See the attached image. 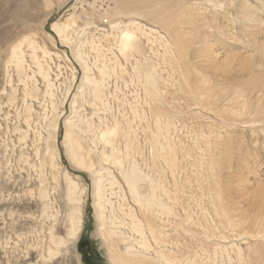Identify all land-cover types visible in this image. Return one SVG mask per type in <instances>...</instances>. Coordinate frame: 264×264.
Here are the masks:
<instances>
[{
  "label": "rangeland",
  "instance_id": "rangeland-1",
  "mask_svg": "<svg viewBox=\"0 0 264 264\" xmlns=\"http://www.w3.org/2000/svg\"><path fill=\"white\" fill-rule=\"evenodd\" d=\"M83 1L85 8V2L92 0ZM258 1L248 0L254 7L259 4ZM73 2L74 0H0V180L20 178L18 187L22 191L27 184L37 181L38 176L42 175L57 219L65 215V208L60 203L59 190H56L58 188H53L60 173L55 174L54 178L51 164H56L59 172L67 171L79 187L84 189L80 202L83 224L74 242L75 255L69 252L62 264H74L75 256L77 264H114L107 245L97 230L91 206L90 169L103 167L104 172H109L105 173L104 183L113 204L112 207L107 205L105 211L107 224L116 226L122 222L118 229L139 239V233L130 226L132 219L131 216H126L129 212L127 209L134 210L142 224H146V219L129 195L123 197L117 182L111 189L108 184L109 179H113L123 185L120 170L131 169L133 163L155 183L163 186L167 194H161V198L172 211L170 215L157 213V217H153L159 227L157 241L150 237L151 234L144 225L146 249L136 245L148 256L144 264H264V233H258L260 229H264V224L260 218L256 219V215L264 213V119L254 124L235 122L226 131L228 133L222 131L221 136L209 138L213 142L221 141L227 135L232 136L234 145L227 163L213 166L212 174L222 188L220 185L219 189L209 188L213 185V179L202 169L205 165V131L199 129L218 119L212 118L211 113L204 109L185 105L182 99L172 100V93L177 95L172 86L176 66L172 57L173 41L164 29L138 19L160 33L162 31L161 34L169 42L167 46L154 45L156 53L151 54L146 47V40L142 38L146 44V52L150 53L151 59L160 60L158 63L163 69L161 74L164 84L161 83L164 86L161 87H164L167 96L166 106L165 103L163 105L166 108L177 106L180 110L171 119L174 124L167 133L175 144L176 167H167L163 159L155 156V121L149 105L141 103L140 97L137 99L138 92L140 95L142 93L131 65L116 48L111 47L112 44L110 46L111 37L104 38L102 34L94 32L92 34L91 24L100 18L95 17L92 22L89 21L91 19H84L80 16L79 7L76 8L75 16H71L73 10L69 6ZM238 2L243 6L247 1L237 0ZM95 3L101 9L113 5L110 0H96ZM187 9L186 5L181 6L178 13ZM202 15L205 16V13ZM72 19L74 23L71 26L78 31L79 36L68 29L71 40L61 41L52 31L51 23L56 21L62 24ZM206 19L210 18L206 16ZM117 20L127 19L121 16L115 21ZM259 20L260 22H252L247 31L243 30V42L235 41L242 37L239 32L242 26L238 18L229 23L219 13L216 21L211 22L213 26L218 25V31L214 32L212 29L217 30L216 28L206 27L203 28V33L208 34L211 43H216L220 52H215L216 56L242 57L249 49L243 43L256 35L264 37V7H261ZM85 21L90 23L85 24ZM221 32L231 33V38L225 37ZM30 42H33V46H30ZM99 42L102 44V51L97 53L92 46ZM74 45L90 65V76L100 81L98 89L94 83H82L84 72L72 53ZM14 46H19L22 52V74L17 73L13 62H8ZM43 48L50 54L44 55ZM110 48L124 67L119 65L115 67V71L101 74L93 62L96 61L98 66H113L114 58ZM135 56L138 57V54ZM35 60H39L49 71L52 83L50 87H47V82L38 72ZM120 67L124 70H120ZM230 67L226 75L237 76L238 80L245 79L244 72L236 70V61ZM97 91H100L105 103L95 97ZM169 101L171 102L168 103ZM66 119L71 121V134L67 144L64 143ZM109 130H112L111 135L105 133L102 138L100 133ZM158 140H163L162 135ZM127 142L129 148H126ZM69 149L77 157L81 155L85 164L91 165V168L87 170L88 168L81 167L76 163L74 155L73 159L70 158ZM211 149L214 150V147ZM221 157L224 158V155ZM35 184L30 185L34 194ZM139 186L141 190L149 188L145 181L140 182ZM146 215L145 212L144 216ZM109 217H113V220ZM39 219L42 220L41 217ZM49 221L50 218L43 221L42 231L38 228L30 232L29 237L26 236L27 241H46ZM36 227L35 224L33 229ZM115 239L114 245L123 249V243ZM20 241H17L15 235L9 240V260L12 259V253L8 246L12 247L15 243L20 246ZM82 242H85L84 248H81ZM10 261L13 263V260Z\"/></svg>",
  "mask_w": 264,
  "mask_h": 264
},
{
  "label": "bare ground",
  "instance_id": "bare-ground-1",
  "mask_svg": "<svg viewBox=\"0 0 264 264\" xmlns=\"http://www.w3.org/2000/svg\"><path fill=\"white\" fill-rule=\"evenodd\" d=\"M110 1L113 3L111 7H109V5L101 9L100 6L96 5V0L90 2L86 1L85 3L87 6L85 8L82 5L84 2L83 0H74L73 4L69 6L73 10L71 16H75L76 8L79 7L81 9L80 16L86 20L91 19L89 20L90 22H92V19L95 17L100 18V20L104 18L107 19V29L103 27L104 33L101 32L100 34H102L104 38L106 36H109V38L111 37L110 46L112 44L111 47L116 48L118 53H120L126 62L131 65L134 78L137 80L138 87H140L139 89L142 93V95H140L138 92L137 99L140 97L139 100L141 103L149 105L150 112L155 121V131L153 133V136L156 137H154L155 156L163 159L167 167L173 169L174 166L176 167V149L175 144L170 140L167 133L174 124L171 119H173L174 115L179 113L180 110L177 106H172L171 108L165 107L167 96H165L166 91L164 87H161L164 86L161 74L163 69L160 63H158L160 60L155 61L153 58L151 59L149 55L150 53H156L154 45L157 44L162 47L167 46L169 42L166 37L161 34L163 33L162 31L160 33L159 30L147 26L138 19L156 25L169 34L174 44V55H172V57H174L173 59L176 64L173 71L175 75L173 74L172 86L175 87L177 95L176 93H172V100L182 99L185 105L188 104L190 107L194 106L195 109H204L211 113L212 118L218 119V121L214 120V123L209 122L205 124L204 127L199 130L205 131V154L203 156L205 165L202 169H204L207 176H211L213 179V185L209 186V188L219 189L220 182H218L215 179L216 176L212 174L213 166L227 163V157L232 153L234 145L233 140H231L232 136L230 137L227 135L221 141L215 140L213 142L209 138H213V136L217 135L221 136L222 131L228 133L226 131H228L231 124L235 122L254 124L264 119V37L259 38V35H256L248 40L247 43H243V45L249 46V49L242 57H237L235 55L218 57L215 55V52H218L216 54H220L216 43L213 41L211 43L209 41V36L206 32L204 35L203 28L212 27L217 29H212L214 32L218 31V25L213 26V24H211V22L216 21L217 13L221 15L223 20L229 23L230 21L233 22L235 18H238V22L242 26L239 30L242 37L235 39V41L243 42V36L245 37L243 30L247 31V28H249L254 21L260 22L259 17L261 7L262 9L264 7V0L258 1V5L261 7H258V5L254 7L248 0H243V2L247 1L243 6H240L237 0ZM184 5L187 6V11L178 13V8ZM234 11L235 15H233ZM203 13H205V16L202 15ZM121 16H125L127 20L115 21ZM206 16L210 19L207 20ZM110 17L111 20L109 19ZM89 21H85L84 23L88 24L90 23ZM73 23V19L62 24L54 21L51 23V29L61 41L68 42L71 40L68 36V29L73 30V33L78 35V31H75L76 29L71 26ZM221 33L225 37L231 38V33ZM142 38L146 40L145 42H147V45L145 42L143 43ZM210 38H212L211 35ZM107 40L109 39L107 38ZM29 44L33 46V42ZM145 45L149 48L150 53L146 52ZM93 46L92 48L95 49L97 53L102 51V44L100 42L93 44ZM193 48H195V51ZM72 51L84 72L82 83H94L98 89L100 81H96L90 76V65L87 64L75 45ZM42 52L44 55L50 54V52L44 48ZM111 52L114 58L113 66L107 64L98 66L96 61L93 62L94 65H96V69L101 74L107 71H115V67L119 65L124 67L119 62L112 49ZM136 54H138V57L135 56ZM21 55L22 52L19 46H14L11 51V57L8 60V62L14 63L18 74H22L24 69ZM155 56L157 57V55ZM234 61H236V70L238 72H244L246 76L245 79L238 80L237 76L230 77L226 75L227 71L231 69L230 66ZM36 62L38 72L47 82V87H50L52 83L50 81L49 71L43 67V64L40 63L39 60ZM120 70H124V68ZM95 97L101 103H105L101 97L100 91L95 92ZM170 102L171 101L168 103ZM164 103L165 106L163 105ZM69 120H65L67 130L64 143L66 144L67 142L69 143V134H71V121ZM54 128L56 129L57 126L55 125ZM111 132L112 130L104 131L101 132L100 135L103 138L105 133L111 135ZM161 135L163 140L160 141L158 138ZM77 146L80 148L78 144ZM212 147H214V150L211 149ZM126 148H129L128 142L126 143ZM68 152L70 158L74 155L76 163L81 167L88 168L87 170L91 168V165L85 164L81 155L77 157L75 153L73 154L71 149H69ZM221 155H224V158H222ZM133 164L131 169L120 170L123 185L117 180L113 181V179H109L108 184L111 189L117 182L121 188L123 197L129 195L146 219V224H142L141 219L134 213V210L127 209L129 212L126 216H131L132 221L130 226L134 231L139 233V239L131 235H126L123 231L119 230L118 227L121 226L122 222H119L120 226H109L107 224V214H105V211L107 205L110 204L112 207L113 204V201L109 200V194H107L106 184L104 183L105 173L109 174V172H104V170H102L103 167L90 169L92 174L91 206L93 208L97 230L104 240V243L107 245L110 259L114 264H144L148 256L145 255V252L137 248L136 245L142 248L147 246L146 229L148 233L151 234L150 237H153L154 241H157L159 238H157L159 235L157 234L159 227L156 225L153 217L156 216L157 213L166 215L172 213L167 202L161 198V194H167V191L160 183H155L153 179H151L147 173L143 172L135 163ZM51 169L54 178H56L55 174L60 173L59 177L55 179L56 184L53 188H58L56 190H59L58 197L60 203L63 208H65V215L62 216L61 219H57V215L53 212V206L49 198V190L45 178L42 175H39L37 181L30 184L34 186V183H36L35 194L32 193L33 188L29 184L22 189L23 192L19 190L18 181H20V178L19 180L18 178L15 180L1 178L0 264H62L63 261L66 260L65 257L69 252L75 255L74 242L83 224L80 202L81 194L84 189L79 187L78 183L72 179L67 171L59 172L56 164H51ZM142 181L147 183L149 186L148 189L141 190L139 183ZM220 188H222L221 185ZM261 195L260 193L259 196ZM128 208H130V206ZM145 212L147 213L146 216H144ZM39 217H41V221H39ZM49 218L50 221L49 225H47L46 241H44V239H39L35 243H31V241L28 242L26 236L30 232L36 231L38 228L42 231L44 226L43 221L45 219L49 220ZM112 218L110 219L113 220ZM258 218H260L264 224V213L262 215H256V219ZM229 221L230 219H228V222ZM35 224L37 227L33 229ZM111 224H114V222ZM258 233H264V229H260ZM13 235L16 236L17 241L21 240L22 244L18 246V243H15L12 247H10V245L8 246L12 253L10 254L12 257L10 260H13L12 263L8 258L9 251L7 245ZM114 238H116L115 240L118 242L123 243V249L120 250L118 246L114 245L116 242L113 241ZM162 257L165 258L164 255H162ZM74 259H76L75 263L77 264L76 256Z\"/></svg>",
  "mask_w": 264,
  "mask_h": 264
},
{
  "label": "built area",
  "instance_id": "built-area-1",
  "mask_svg": "<svg viewBox=\"0 0 264 264\" xmlns=\"http://www.w3.org/2000/svg\"><path fill=\"white\" fill-rule=\"evenodd\" d=\"M91 25H93L91 27L92 32L96 33V34H100L101 32L104 33V30L102 29L103 27L107 28L108 26V21L106 18L102 19V20H98L95 23H92Z\"/></svg>",
  "mask_w": 264,
  "mask_h": 264
},
{
  "label": "flooded vegetation",
  "instance_id": "flooded-vegetation-1",
  "mask_svg": "<svg viewBox=\"0 0 264 264\" xmlns=\"http://www.w3.org/2000/svg\"><path fill=\"white\" fill-rule=\"evenodd\" d=\"M85 247V242H82L81 243V248H84Z\"/></svg>",
  "mask_w": 264,
  "mask_h": 264
}]
</instances>
